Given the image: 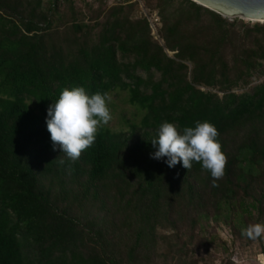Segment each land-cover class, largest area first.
Returning <instances> with one entry per match:
<instances>
[{"label": "trees", "instance_id": "1", "mask_svg": "<svg viewBox=\"0 0 264 264\" xmlns=\"http://www.w3.org/2000/svg\"><path fill=\"white\" fill-rule=\"evenodd\" d=\"M185 1V19L160 12L162 46L145 18L119 17L121 6L93 39L99 24L71 14L70 34L46 43L53 3L0 0V264H149L160 228L185 222L193 231L213 220L246 230L264 220V79L234 91L264 74V23L253 25L251 46L235 48L230 63L231 24ZM200 11L211 23L187 33L183 20ZM72 86L89 94L125 90L143 115L128 131L100 126L94 144L72 161L53 150L45 119ZM204 120L216 126L227 155L217 187L199 163L169 168L151 155L160 123Z\"/></svg>", "mask_w": 264, "mask_h": 264}, {"label": "rangeland", "instance_id": "2", "mask_svg": "<svg viewBox=\"0 0 264 264\" xmlns=\"http://www.w3.org/2000/svg\"><path fill=\"white\" fill-rule=\"evenodd\" d=\"M52 3L57 13L52 14L54 23L47 31L48 35L44 36L46 43L50 39L61 42L62 38L68 36L73 16L77 23L92 25L97 22L99 24L89 34V37L93 39L101 29L100 24L108 17L112 8L121 6L123 9L118 12L119 17H128L131 20L145 18L152 40L163 46L160 12L167 20L172 14H175L173 19L180 16L183 18L182 13H186L189 7L185 0H43L42 5L47 7ZM192 16L193 19L190 20L182 19L187 33L194 29L204 32V28L208 27L212 21L207 12L200 11L198 15ZM223 18L231 24L229 27L233 33L232 42L226 41L224 46L225 58L231 63L235 48L237 51V48L251 46V37L255 34L253 25L264 22ZM235 19L236 21L231 23ZM164 51L168 56H173L175 53L168 49ZM186 63L190 67V63ZM138 73L146 77V73L142 71ZM158 77L159 73H154L152 79L156 80ZM263 79L264 74L254 73L247 85H240L234 91L236 93L249 91ZM109 95L111 96V102L108 105L111 120L103 126L114 131H128L127 123L138 122L143 111L129 104L125 90H116ZM255 217H257L256 211L253 212L251 223L255 221ZM263 221V217L256 219V223H263ZM229 222L209 220L206 224L199 223L193 231H190L189 224L185 222L178 224L176 230L168 226L158 229V241L149 264H231L230 258L233 255L237 256L239 264H261L264 261V234L260 237H249L244 234V227L240 226L239 230Z\"/></svg>", "mask_w": 264, "mask_h": 264}, {"label": "clouds", "instance_id": "3", "mask_svg": "<svg viewBox=\"0 0 264 264\" xmlns=\"http://www.w3.org/2000/svg\"><path fill=\"white\" fill-rule=\"evenodd\" d=\"M110 102L107 92L89 94L83 86L63 88L46 110V128L53 150L58 147L72 161L79 159L81 153L94 144L99 127L111 120ZM218 137L216 126L208 120L182 128L164 121L151 140L155 148L151 155L157 160L164 158L169 168L179 163L189 170L194 162L199 163L213 178L212 186L217 187L216 181L224 176L227 165V155ZM59 162L62 164L63 160ZM244 234L260 237L264 234V223L249 225Z\"/></svg>", "mask_w": 264, "mask_h": 264}, {"label": "water", "instance_id": "4", "mask_svg": "<svg viewBox=\"0 0 264 264\" xmlns=\"http://www.w3.org/2000/svg\"><path fill=\"white\" fill-rule=\"evenodd\" d=\"M222 17L254 19L264 22V0H191ZM243 17V18H244ZM242 19V18H241ZM251 21V20H250Z\"/></svg>", "mask_w": 264, "mask_h": 264}, {"label": "built area", "instance_id": "5", "mask_svg": "<svg viewBox=\"0 0 264 264\" xmlns=\"http://www.w3.org/2000/svg\"><path fill=\"white\" fill-rule=\"evenodd\" d=\"M230 261H231V264H239V263H240V261L238 260V258H237L236 255H233V256L230 258ZM261 264H264V261H263Z\"/></svg>", "mask_w": 264, "mask_h": 264}, {"label": "bare ground", "instance_id": "6", "mask_svg": "<svg viewBox=\"0 0 264 264\" xmlns=\"http://www.w3.org/2000/svg\"><path fill=\"white\" fill-rule=\"evenodd\" d=\"M243 17H244V16H243ZM243 17H241V18H242V19H245V20H248V18H245V17L243 18ZM250 20H251V21H256V20H254V19H249V21H250Z\"/></svg>", "mask_w": 264, "mask_h": 264}]
</instances>
